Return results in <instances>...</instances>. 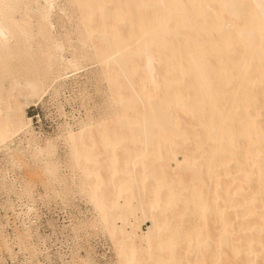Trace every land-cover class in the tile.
<instances>
[{"label": "bare ground", "instance_id": "bare-ground-1", "mask_svg": "<svg viewBox=\"0 0 264 264\" xmlns=\"http://www.w3.org/2000/svg\"><path fill=\"white\" fill-rule=\"evenodd\" d=\"M64 1L0 0V148L66 184L62 146L118 264H264V0ZM86 63L106 109L41 142Z\"/></svg>", "mask_w": 264, "mask_h": 264}, {"label": "rangeland", "instance_id": "rangeland-1", "mask_svg": "<svg viewBox=\"0 0 264 264\" xmlns=\"http://www.w3.org/2000/svg\"><path fill=\"white\" fill-rule=\"evenodd\" d=\"M65 2L55 0L53 12L68 10ZM86 64L76 73L68 71L65 82L27 107L41 142L59 138L66 122L76 130L106 109L108 87L98 74L99 65ZM11 146L26 148L27 141L17 138ZM61 147L66 184L42 172V164L28 153L17 164L10 151L0 148V264H118L93 205L73 187L80 175L66 169L68 156ZM149 225H143L145 231Z\"/></svg>", "mask_w": 264, "mask_h": 264}]
</instances>
